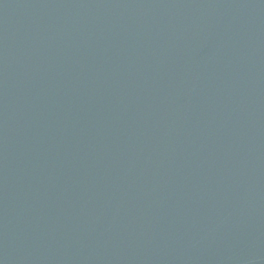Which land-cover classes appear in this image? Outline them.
<instances>
[{"label": "water", "instance_id": "1", "mask_svg": "<svg viewBox=\"0 0 264 264\" xmlns=\"http://www.w3.org/2000/svg\"><path fill=\"white\" fill-rule=\"evenodd\" d=\"M0 264H264V0H0Z\"/></svg>", "mask_w": 264, "mask_h": 264}]
</instances>
